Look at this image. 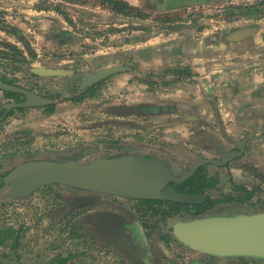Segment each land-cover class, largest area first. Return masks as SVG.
Instances as JSON below:
<instances>
[{
    "label": "rangeland",
    "instance_id": "1",
    "mask_svg": "<svg viewBox=\"0 0 264 264\" xmlns=\"http://www.w3.org/2000/svg\"><path fill=\"white\" fill-rule=\"evenodd\" d=\"M97 1L30 0V4L46 9L54 7L56 18L64 21L68 30L72 29L79 35L83 31L97 35L100 41L98 35H105L102 40L108 41L113 29L122 37L128 33L133 34V31L142 37L144 34H158L167 29L174 31L187 21L205 23L211 19L220 20L226 17L225 13L218 11L220 8L214 6L213 0H137L142 4L143 10L135 9L131 15H119L128 25L115 30L107 13L103 17V24L96 23L97 19L91 15L95 14L94 12H102L96 9ZM2 2L13 0H0L2 76L9 83L49 97L53 103L50 107L13 111L0 124V171L27 160L88 163L98 158L117 155L121 151L117 150V147L126 142L132 144L130 147L135 148L137 153L152 154L168 162L172 160L184 165L183 173L192 167L193 163L188 162V159L186 162L181 159V154L187 152L170 148L169 146L175 143L166 141L161 130L155 126L153 128V124L148 122V118H144L140 110L139 113L127 110L132 106L129 104H132L131 99L127 98L129 92H110L114 78L118 75L91 87L94 89L92 92L87 93L89 88L86 92L79 89L84 73H95L103 68L115 66V63L131 67L133 61L124 58L122 62L115 60L113 64L110 56L107 59L97 58V51L105 52L108 49L97 48L95 38L86 41L82 37H73L72 40L65 37L63 41L62 37H59L63 32L61 27L52 31L45 24L41 25L33 19L35 12L32 9L21 8L24 9L22 12L20 8H11L10 5H3V8ZM23 2L28 3L27 0ZM217 2L224 3L219 0ZM177 3L179 6L184 3L197 5L199 8L193 12L175 8L165 10L177 7ZM229 8L223 7L221 10ZM18 17H23L24 25ZM87 17L95 20V23H83ZM8 27L12 29L7 30L11 33L6 31L5 28ZM48 30L51 32L48 33ZM41 33L52 35L55 42L46 38L37 39V35L40 36ZM38 66L63 68L72 70L75 74L58 79L45 78L34 73L33 70ZM134 66L137 76H129L132 80L141 81L139 79L143 77V73L135 63ZM12 101H16V98H7L0 91V104ZM166 151L169 153H165ZM263 156L264 152H261L251 155L250 159L260 160ZM214 170L218 172L214 166L207 169L209 172ZM243 172L245 179H225L227 181L214 188L221 194L215 196L216 202L224 201V196L231 199L227 214L264 211V171L257 169L250 161ZM241 186L244 187L241 189ZM83 193L85 192L67 186L54 185L24 199L4 198L0 206V258H5L6 261H0V264H34V253H53L55 246L57 248L64 242L78 243L80 246L82 243L87 244L88 253L79 260L83 264H135L133 257L123 250L108 248L104 244L102 248H97L95 243H92L93 238L87 237L88 225L85 226L82 217L77 215L83 210H96L101 205L76 204L77 197ZM249 193H252L251 199L247 197ZM73 217L77 218L71 222ZM165 259L163 264L192 262L191 258H188L177 263L176 256H171V252ZM221 264L255 263L235 260Z\"/></svg>",
    "mask_w": 264,
    "mask_h": 264
},
{
    "label": "crops",
    "instance_id": "2",
    "mask_svg": "<svg viewBox=\"0 0 264 264\" xmlns=\"http://www.w3.org/2000/svg\"><path fill=\"white\" fill-rule=\"evenodd\" d=\"M27 1L2 2L1 7L10 5L22 12L21 8L32 9L33 19L41 25L45 24L52 31L62 28L59 37L63 41L65 37L70 40L82 37L86 41L95 38L97 48L108 49L97 51V58L110 56L113 64L124 58L133 61L143 73L141 81L129 76H137L132 62L131 72L116 76L110 92H129L127 98L132 101L129 104L146 107L149 112L144 118H148L153 128H159L168 141L185 147L183 150H202L208 156H221L237 150L236 145L245 138L264 136V0H219L224 3L213 0L214 6L226 17L205 23L187 21L174 31L167 29L142 37L136 31L122 37L113 29L108 41L102 40L103 34L98 35L100 41L97 35L85 31L79 35L68 30L64 21L56 18L54 7H35ZM122 1L143 10L137 0ZM179 3L165 10L193 12L199 8L184 3L179 6ZM228 6V10H221ZM96 9L102 11L91 14L97 19L96 23L103 24L107 13L115 30L128 25L98 1ZM18 19L24 25L23 17ZM83 21L87 25V22L95 23L89 17ZM37 37L55 40L44 33ZM245 146L247 156H251L254 150H264V140H249ZM256 161L264 170V156ZM234 166V178L245 179V173Z\"/></svg>",
    "mask_w": 264,
    "mask_h": 264
},
{
    "label": "water",
    "instance_id": "3",
    "mask_svg": "<svg viewBox=\"0 0 264 264\" xmlns=\"http://www.w3.org/2000/svg\"><path fill=\"white\" fill-rule=\"evenodd\" d=\"M33 71L46 77L72 74L69 70L44 67ZM128 71H131L129 67L119 65L103 68L95 73L86 72L79 85L80 90ZM0 90L24 96L22 102L7 105V111L16 108H41L53 103L51 99L32 90L4 82L1 76ZM257 139L264 140V136H250L241 140L236 145L241 150L229 152L224 160L200 159L183 177L176 176L162 160L143 155L100 158L84 164L31 161L18 165L4 178V184L0 188V203L4 198H24L45 186L58 184L131 199L197 205L203 202V196L178 192L170 184L186 181L205 164L226 165L245 152V145L249 140ZM174 237L186 247L207 256L264 262V211L209 216L178 222L174 225Z\"/></svg>",
    "mask_w": 264,
    "mask_h": 264
},
{
    "label": "flooded vegetation",
    "instance_id": "4",
    "mask_svg": "<svg viewBox=\"0 0 264 264\" xmlns=\"http://www.w3.org/2000/svg\"><path fill=\"white\" fill-rule=\"evenodd\" d=\"M8 29L11 30V28L9 27ZM7 32L11 33V31H7ZM119 65H115V66H119ZM126 67H129V66H126ZM36 68H41V67H36ZM44 68L63 69V68H56V67H44ZM129 68L131 69V67ZM63 70H66V69H63ZM69 71H72V70H69ZM128 72H131V71H128ZM128 72H123V73H128ZM123 73H120V74H123ZM74 74L75 72L72 71V74L70 75H74ZM70 75H67V76H70ZM0 76L4 82L14 85L12 83H9L5 79L2 76L1 72H0ZM67 76H63V77L41 76V77L58 79V78H64ZM84 77H85V73L83 74L82 81ZM15 86H19V85H15ZM20 87H23V86H20ZM23 88H26V87H23ZM90 88L91 87H89V89ZM79 89H80V86H79ZM87 89L83 90V92H86ZM29 90H32V89H29ZM0 91L3 92L2 90ZM3 93L6 96V93H10V92H3ZM36 93L41 96L47 97L38 92ZM13 98H16V101L14 102L12 101L6 104L5 103L0 104V124L6 118H8L12 114L13 111L38 109V108H16V109H11L10 111H7L6 109L7 105L11 103H16V102H22L24 100V96L19 95V94H16V96ZM51 105L45 106V107H50ZM45 107H41V108H45ZM127 110L131 112H136V113H139L141 111V113L144 114V116H146L147 112H149V110H147V108L144 106H129ZM166 141L168 140L166 139ZM130 146H132V144L126 142L122 146L117 147L118 148L117 150H121L120 152L117 153V155L112 156V157H106V158H115V157H120V156H125V155H143L146 157L158 158L162 160L164 163H166L167 166L171 168L172 172L178 177H183L185 174H187L200 159H205V158L216 159L217 158V160H224L226 159L227 154L229 152L241 150L240 148H238L237 150H230L229 152H226L225 154L221 156H217V155L208 156V155L203 154L202 150H183L185 149V147H182L180 143H176V145L174 144L169 147L175 148V150L180 149L184 152H187V154H181V157H182L181 159L185 160L183 162H186V160L188 159L187 160L188 162L193 163L192 167L188 169L187 172L183 173V170H185L184 165L178 164L176 161L173 162L172 160L168 162L166 159L157 157L152 154L146 155V154L137 153L135 152V148H132ZM261 152H264V150H254L252 155L254 154L258 155ZM165 153H169V151H166ZM247 154H248V151L245 148V152L241 156L235 157L232 161H230L224 166H217L214 164H205L201 166L195 172L196 174L201 169H205L207 173L206 174L207 178L210 180L214 179V183H215L212 189L208 190L206 195L197 194V195L203 196L204 198L203 202L197 205L183 204L184 206L177 207L173 205V203L175 202H169V201H163V200L131 199V198H126V197H121V196L100 194V193L93 192V191L74 188V189L85 192L80 197H77L78 199L75 201L76 204L84 203L86 205L88 204L92 205V204L97 203L96 206L101 205L97 207L96 210H92V211L83 210L77 215V217L79 216L80 218L82 217L83 224L85 226L88 225L87 232L89 234H87L86 232V235L87 237L90 236L93 238L92 243H95L94 245L97 248H102V245L104 244L108 248L123 250L126 254L128 255L130 254L131 257H133L135 264H140V263L141 264H163L166 262L165 257L170 256V252H171V256L173 255L176 256L177 263L178 262L181 263L182 260H188V258L189 259L191 258L192 260L191 264H217V263L221 264V263H226V262L230 263L232 259H225V258L219 259L213 256H207L202 253L196 252L186 247L182 243H180L174 237V225L177 224L178 222L189 221V220H193L196 218L209 217V216H228V215L233 214L232 212L230 214H227V210H228L227 208L231 207L230 205L231 199L229 197L224 196V201L216 202L217 200L216 197L217 195H219V192H216L214 188L219 187L221 182L223 183L227 181L225 179H234V174L232 172V169H233L232 166L234 165H235L234 166L235 169L237 168L238 170L245 171V168L247 169L248 163L251 161L253 162V164L255 165L257 169H259L260 171H264L262 164L256 161L258 160V158L256 160H254V158L250 159L251 156H247ZM32 161H39V160H32ZM47 161H51V160H47ZM27 162H31V161H28V160L23 161L22 163H19L10 169L0 171V188L4 184L3 183L4 178L13 169H15L18 165L24 164ZM183 164H186V163H183ZM210 166H214L217 169L216 171L218 172H215V170L214 172L207 171V169ZM192 177H190L189 179H191ZM189 179H187L184 182H178V183L172 182L170 186L174 188L176 191L181 192V193L196 194V193L191 192L193 189H191L190 186L182 185L185 182H187ZM55 185H58V184H55ZM52 186L54 185L45 186L37 190L36 192L44 188H49ZM60 186H64V185H60ZM243 187L244 186H241V189ZM220 190H224V188H220ZM223 195H226V194H223ZM27 197H24V198H27ZM24 198H20V199H24ZM228 201L229 203H227ZM1 203H0V206H1ZM77 217L71 218L70 221L72 222V220ZM87 247L88 246L85 243H82V246H80V244L78 243H71V242L60 243V245L57 248L55 246V249L52 250L53 253H50V252H42V253H36V254L34 253L35 258L33 259V263L34 264H83L82 262H79V260H81L82 256H85L88 253ZM161 252H163V254ZM89 255L92 256L91 253H89ZM0 261L5 262L6 259L0 258ZM16 264H21V263L17 262ZM121 264L123 263L121 262ZM131 264H134V263H131Z\"/></svg>",
    "mask_w": 264,
    "mask_h": 264
},
{
    "label": "trees",
    "instance_id": "5",
    "mask_svg": "<svg viewBox=\"0 0 264 264\" xmlns=\"http://www.w3.org/2000/svg\"><path fill=\"white\" fill-rule=\"evenodd\" d=\"M101 5L108 7L111 12L117 14V15H131L133 12H135V9L131 6H129L126 2L122 0H99ZM94 89L91 88L87 91L92 92ZM6 96L9 98H13L16 96V94L13 93H6ZM205 173V174H204ZM206 171L205 169H201L198 171L191 179H189L187 182H185L184 185L190 186L191 189H193L191 192L196 193V194H201V195H206L208 190L212 189V187L215 185L214 179L210 180L206 176ZM248 199L252 198V193H249L247 196ZM247 200V199H246ZM173 205L179 207V206H184L183 204L179 203H173ZM256 213V212H255ZM241 261V262H247V261H252L255 264H263L264 262L261 261H253L245 258H233L232 261Z\"/></svg>",
    "mask_w": 264,
    "mask_h": 264
}]
</instances>
